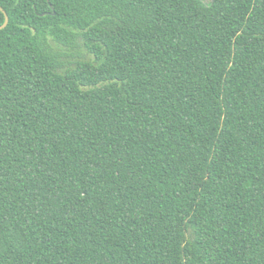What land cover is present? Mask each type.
I'll use <instances>...</instances> for the list:
<instances>
[{"label": "trees", "instance_id": "16d2710c", "mask_svg": "<svg viewBox=\"0 0 264 264\" xmlns=\"http://www.w3.org/2000/svg\"><path fill=\"white\" fill-rule=\"evenodd\" d=\"M0 6V264H264V0Z\"/></svg>", "mask_w": 264, "mask_h": 264}, {"label": "water", "instance_id": "95a60500", "mask_svg": "<svg viewBox=\"0 0 264 264\" xmlns=\"http://www.w3.org/2000/svg\"><path fill=\"white\" fill-rule=\"evenodd\" d=\"M0 9L3 11L4 15H5V21L2 25H0V28L4 27L7 23H8V15L7 13L3 10V8L0 6Z\"/></svg>", "mask_w": 264, "mask_h": 264}, {"label": "rangeland", "instance_id": "374dc122", "mask_svg": "<svg viewBox=\"0 0 264 264\" xmlns=\"http://www.w3.org/2000/svg\"><path fill=\"white\" fill-rule=\"evenodd\" d=\"M205 2H209L210 0H204ZM81 52L83 53L82 55L87 56V54H85V51L82 49ZM78 54H75L74 56H77Z\"/></svg>", "mask_w": 264, "mask_h": 264}]
</instances>
